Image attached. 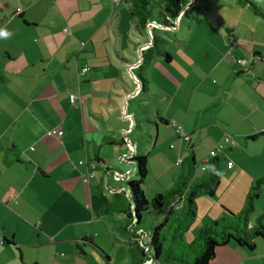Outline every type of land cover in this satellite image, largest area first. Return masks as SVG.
<instances>
[{
    "label": "crops",
    "instance_id": "obj_1",
    "mask_svg": "<svg viewBox=\"0 0 264 264\" xmlns=\"http://www.w3.org/2000/svg\"><path fill=\"white\" fill-rule=\"evenodd\" d=\"M126 7L130 10L126 0H0V26L12 33L10 38L0 39V235L5 239L0 242V264H62L61 249L71 252V257L77 260L80 254L76 242L86 237L94 243L86 246L87 254L96 248L108 256L106 249L97 245L101 232L110 228L108 216L113 215L103 210L108 204L133 208L128 182H114L110 176V173L117 172L115 167L119 158L127 157L133 164L127 174L136 175L131 180L139 177L136 164L130 160L142 155L139 145L134 154L121 150L117 153V149L128 146V139L135 143L136 132L128 120L130 109L121 102L122 94L114 92L123 86L111 81L104 89H97L93 63L81 55L90 51L79 50L78 43V39L88 38V46L95 48L97 34L109 24L114 27L115 20L116 32L120 33ZM64 18L66 21L62 27H69L66 32L58 27ZM129 19L132 32L147 36V31L141 33L137 30L132 15ZM262 20L255 18L251 22L254 25L246 22L241 24L242 27L237 24L233 39L222 33L217 35L213 47L218 60L212 68L206 69V76L201 78L187 111L183 113L171 111L175 96L171 92L169 75L163 73L164 79L158 80L160 90H153L152 63L162 56L153 59L143 72L148 80L146 88L138 78V86L150 96L144 99L157 101L159 107L155 116L159 122L150 120L154 129L148 141L143 142V151L149 155L153 152L161 154L156 150L163 140L162 129L169 130L171 119L177 120L191 135L187 142L178 134L184 142L190 143L187 156L193 151L196 158L194 148L207 143L210 151L204 162L220 145H224L225 151L218 152L220 159L222 155L227 158L223 169L226 168L235 180L242 177L246 181V195L249 194L256 180L264 175ZM241 59L246 61L245 67H242ZM142 62L143 59L141 65ZM223 64L228 65L237 78H242L237 87L234 88L228 79H222L223 69L219 72L222 80L210 82V77ZM86 65L91 69L81 75L80 71ZM207 87L209 90L211 87V91ZM71 94L77 95L76 104L71 103ZM195 102L199 110L197 108L193 116ZM111 107L120 111L116 127L103 123L113 117ZM56 128L61 129V137L52 133ZM225 136L231 138L230 143L225 142ZM239 143L242 148L234 152ZM185 152L183 144L178 154ZM228 152H234L237 159L231 168L228 166L232 161ZM242 152L247 155L241 156ZM201 170H196L193 183L209 178L207 169ZM88 173L95 176L87 183L84 178ZM167 174L164 171L159 178ZM161 193L158 191L156 195ZM244 205L245 202L239 199L234 206L225 204L216 214L206 215L198 222L195 219L187 230L189 233L184 235L185 240L193 242L204 224L226 216V209L237 215ZM198 209L199 206L196 215ZM117 214H120L121 229L131 235V231L125 232L124 227L130 226L133 219L127 214ZM262 215L264 188L256 200L251 224ZM132 233L140 235L134 230ZM132 238L133 241L128 240L136 247L138 255L150 254V239ZM212 264H264V240L258 238L254 250L234 242L220 247Z\"/></svg>",
    "mask_w": 264,
    "mask_h": 264
},
{
    "label": "rangeland",
    "instance_id": "obj_2",
    "mask_svg": "<svg viewBox=\"0 0 264 264\" xmlns=\"http://www.w3.org/2000/svg\"><path fill=\"white\" fill-rule=\"evenodd\" d=\"M255 1L264 6V0ZM166 5L170 8L162 13L167 15L168 21L164 19L165 17H159L161 12L153 8L156 19L151 29L147 30V36H141L132 32L131 23L129 22L131 12L129 8L126 7L123 12L124 17L121 21L120 33L116 32L117 27L115 20L113 21L114 27L109 26V24L108 27L101 30V33L97 34L95 38V48L88 46V38L78 39L79 50L88 49L90 51L89 53L88 51L86 53H81V55L87 56L93 63V71H95L97 76L96 88L104 89L111 81L119 87L123 86L122 88L116 89L114 92L122 94L123 98H121V102L130 109L128 120L132 123L133 128L136 129V132L134 136L135 143H132L131 140L128 139V146L117 149V153H120L121 150L123 153L134 154L137 150V145H139L141 154L146 155L147 158L149 156L150 172L144 183L140 184L148 201H151L152 198L156 196V192L165 193L172 188L174 181L178 179L183 169L184 171L188 169V161L185 163V166H177L178 164H176V161H179L180 157L185 158L188 155V148L190 146V143L184 142L182 138L179 137L175 127L171 124L169 130L162 129V133H164L162 134L163 140L161 139V144L156 150L157 152L158 150L161 151V154L156 153L158 154V156H156L153 152L149 155L148 152L142 149L143 142L148 141L149 134L154 129V125L150 124V120L155 123L159 122L155 117L159 109L157 105L158 102L144 99L150 96L148 93L146 95L143 87L138 86V78L140 79L139 75L141 72L140 62L143 59L142 54L146 52L151 43L154 42L153 34L162 39L163 48L172 56V61L166 62L165 57H157L153 61V76L150 72V78L153 80L152 88L155 92L159 91L160 85L158 82L164 79L162 74L165 73L169 75L172 81L171 92L175 96L171 111L183 113L187 111L190 99L196 91L201 78L206 76V69L212 68L218 60V53L213 47L217 40V35L220 33H222V35H227L226 29L235 28L237 24L241 25L246 22L249 24L253 22L255 18L261 19L248 7L238 5L236 0H185L181 6L177 4ZM65 21V18L62 19L58 27H62ZM242 26L243 25H241V27ZM108 29H110L109 37L107 35ZM66 30L68 31L69 27H62V31L66 32ZM239 67H241L240 64ZM242 67H245V64H243ZM222 69L225 71L222 79H228L230 83L233 84L234 88L237 87L242 81V78H237L236 74L232 73L226 64L221 65L219 70L215 72V75L210 77V82H217L218 79H221L219 72ZM144 74L145 73H143V75ZM124 81L127 82L125 83ZM181 83L182 88L179 89ZM207 89L209 90V87H207ZM209 91H211V87ZM117 99L119 100V97H117ZM111 102L114 103L116 101ZM197 108L198 106L195 102L191 113L193 116L199 110V108L198 110ZM111 110L110 112H112L113 117H108L103 123L108 127H116L119 123L120 111H114L115 109L112 107ZM107 112L108 111H106V113ZM126 112L125 110L124 119L127 117ZM174 121L177 124L183 125L179 121L171 119V123ZM185 131L187 132V129ZM195 134L196 132L193 133V139H195ZM183 144L185 145L187 153L185 152L183 155H179L178 153ZM242 146V143H239L234 152L241 149ZM194 150L198 162L196 168L197 172L202 171L201 169L205 167V169H207L206 172L209 173L208 166L203 163V160L208 156L207 153L210 151L209 144H198ZM233 153L228 152V156L232 162H237ZM240 155L243 156L247 154L242 152ZM127 159V157L124 159L119 158V162L115 167L117 172L110 173L114 182L122 180L124 183H127L131 181V178L136 176L135 174H127L131 171V167H133V164ZM226 163L227 158L222 155L220 161L221 183L216 196H202L196 200L197 206H199L198 214L196 215L197 222L203 220L206 215L216 214L217 210L225 204L234 206L239 199L242 200V202L246 200V181L243 180L242 177H237L236 180L233 179L229 171H227L226 168L223 169ZM164 171L168 172L167 176L159 178L160 174ZM119 172H123L124 175ZM139 179L138 177L137 180ZM198 181L200 183L203 182L202 179L197 180V182ZM119 215L120 214L116 213L108 216V225L110 228L104 229L101 232V237H98L100 243L97 245L106 249L105 251L109 258L96 248H93V253H91V251L86 255L78 254L79 256L76 260V258L71 257V252H68L66 249H61L60 258L62 264H161L164 260H155L151 253L145 256L136 253V247L128 240L131 239L133 241V236L127 235L121 229ZM162 217L161 214L151 208L145 212L141 223H138L136 219L132 221L130 224L131 233L130 231L129 233L132 234L134 230L144 239H150L154 227L163 220ZM124 226H126V222ZM195 227L196 224L194 229ZM167 230L168 229H164L162 234L164 235ZM187 230L185 234L189 233ZM195 237L196 236H194V238ZM171 242L170 239L164 240L165 247L172 244ZM191 242L192 240L186 239L183 243L186 264H192L193 260V254L187 245Z\"/></svg>",
    "mask_w": 264,
    "mask_h": 264
},
{
    "label": "trees",
    "instance_id": "obj_3",
    "mask_svg": "<svg viewBox=\"0 0 264 264\" xmlns=\"http://www.w3.org/2000/svg\"><path fill=\"white\" fill-rule=\"evenodd\" d=\"M126 1L129 3L130 12L135 19L137 30L144 33L151 28L156 19L153 8L161 12L159 17H165L164 19L168 21L167 15L162 13L170 8L166 4L181 6L185 0ZM236 2L242 7H248L256 16L264 20V6L255 0H236ZM226 31L229 38H232L235 29L227 28ZM153 39L152 46L143 53V62L139 75L145 88L148 80L143 75V72L148 68L153 59L156 56L165 57L167 62L172 59V56L164 50L162 39L157 35H154ZM225 149L222 151H225ZM130 160L136 164L140 178L139 180H131L127 183L131 192L133 208L129 205L108 204L103 211L107 214H127L133 220L136 219L138 223H141L145 212L151 208L157 211L164 218L153 229V234L150 237V253L155 260L163 259L164 261L161 264H186L185 252L183 250L185 231L190 228L196 219L197 198L202 196L213 197L217 194L221 183L220 157H211L207 163L204 161L203 163L209 168V178L201 183H193L192 180L195 176L198 162L194 152L191 151V154L186 156L182 162V165L185 166V163L188 161V169L182 172L171 189L165 193L157 194L151 201L146 199L145 192L140 187V184L144 183L149 173L147 156L138 155ZM263 188L264 175L259 177L253 184L252 189L246 197L244 208L239 214L235 215L226 209V216L210 221L202 226L195 240L187 244L193 254L192 264H212L217 255L218 248L226 246L231 242L254 250L257 245V239L261 238L264 240V215L258 217L255 224H251V217L255 212V203L261 196ZM130 229L131 226L124 227L125 232L130 231ZM164 229L168 230L163 235ZM131 235L135 238L141 236L136 233H132ZM167 239H170L172 244L165 247L164 240ZM88 244H94L92 239L88 237L76 242L79 254H87L86 246Z\"/></svg>",
    "mask_w": 264,
    "mask_h": 264
},
{
    "label": "built area",
    "instance_id": "obj_4",
    "mask_svg": "<svg viewBox=\"0 0 264 264\" xmlns=\"http://www.w3.org/2000/svg\"><path fill=\"white\" fill-rule=\"evenodd\" d=\"M19 11H21V9H19ZM66 31H67V30H66ZM241 63L246 64V61H245V60H244V61L241 60ZM90 69H91V68H90L88 65H86V66H84V67L81 69L80 74H81V75H85L86 73H88V72L90 71ZM70 99H71V103H72V104H76L77 101H78V97H77V95H75V94H71ZM172 124H173L174 127H176V130H177L178 134H179V135H180L185 141L189 142V141L191 140L190 135L184 131V127H183V125H181V124H177L175 121H174ZM52 133L55 134V135L58 136V137H61V136H62V131H61V129H59V128L54 129V130L52 131ZM224 140H225L226 143H230V142H231V138H230L229 136H225ZM223 149H225L224 145H220V146L218 147L217 150H215V151H213V152L211 153L210 158H211V157H216V156H218V152L222 151ZM208 161H209V159H206V160H205V163H207ZM182 162H183V159H179V161L177 162V164L180 165V164H182ZM81 163H83V162H81ZM228 166L231 168V167L233 166V162H232V161L228 162ZM92 167L95 168V165H92ZM203 168H205V167H203ZM94 176H95L94 173H88V174L85 176V178H84L85 182H87V183L90 182L91 178H93ZM0 242H1V243L4 242V238H3L2 235H0Z\"/></svg>",
    "mask_w": 264,
    "mask_h": 264
},
{
    "label": "clouds",
    "instance_id": "obj_5",
    "mask_svg": "<svg viewBox=\"0 0 264 264\" xmlns=\"http://www.w3.org/2000/svg\"><path fill=\"white\" fill-rule=\"evenodd\" d=\"M11 35L12 33L6 27L0 26V39H8Z\"/></svg>",
    "mask_w": 264,
    "mask_h": 264
}]
</instances>
